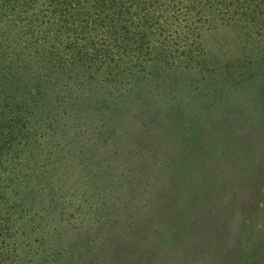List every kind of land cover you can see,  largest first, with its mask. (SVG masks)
I'll return each instance as SVG.
<instances>
[{
    "label": "rangeland",
    "instance_id": "374dc122",
    "mask_svg": "<svg viewBox=\"0 0 264 264\" xmlns=\"http://www.w3.org/2000/svg\"><path fill=\"white\" fill-rule=\"evenodd\" d=\"M158 8L190 17H160L138 55V25L88 39L112 56L35 103L3 71L0 128L24 114L1 166L50 264H264V0Z\"/></svg>",
    "mask_w": 264,
    "mask_h": 264
},
{
    "label": "trees",
    "instance_id": "16d2710c",
    "mask_svg": "<svg viewBox=\"0 0 264 264\" xmlns=\"http://www.w3.org/2000/svg\"><path fill=\"white\" fill-rule=\"evenodd\" d=\"M238 1L0 0V81L3 71L18 74V78L20 73L28 75L19 98L23 103L28 102L27 99L35 103L40 92V98L52 93L45 85L49 84L50 76L54 73L57 72L61 76L64 71L65 75L60 79H66L67 82V79H71L73 69L77 71L89 65L82 60L99 55L104 58L112 56L105 47L92 48L90 44L91 48L85 49L88 47V39L102 41L103 36L109 37L113 34L114 27L124 30L126 26L138 25L144 29L140 33L144 42L136 40L137 45L130 48L138 55L149 49V42L143 35L146 30L150 35L157 33L160 17L162 22H174L178 15H183L185 20L190 17L186 14L190 12L188 9H185L183 14L172 12L166 16L164 10H159V6H233ZM116 34L124 33L119 30ZM115 46L120 51H125L128 45L119 40ZM104 64V74H110L113 64ZM87 67L89 69L90 66ZM30 81L36 85L43 83L38 91L37 87L35 88L32 97L28 91ZM43 88L46 89L43 91ZM18 112L19 110L12 112L11 117L7 115L9 120L6 126L0 128V264H40V261L41 264H50V258L45 254L39 256L40 258L34 256L37 247L32 248L30 243L35 241V236L27 237L28 234L21 230L24 225L21 219L24 208H21L22 202L17 199L19 186L15 181L16 177L12 168L1 166L4 148L11 146V140L16 137L14 134L21 131H15L13 128L24 114ZM34 227L35 225L31 226L30 230ZM18 235L25 237H20L18 242ZM44 235L40 236L38 243L46 241Z\"/></svg>",
    "mask_w": 264,
    "mask_h": 264
}]
</instances>
